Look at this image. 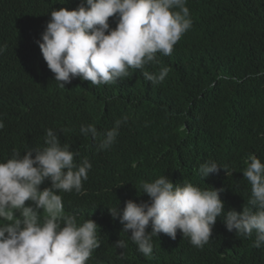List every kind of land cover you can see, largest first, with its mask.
Masks as SVG:
<instances>
[{
  "label": "trees",
  "instance_id": "obj_1",
  "mask_svg": "<svg viewBox=\"0 0 264 264\" xmlns=\"http://www.w3.org/2000/svg\"><path fill=\"white\" fill-rule=\"evenodd\" d=\"M65 1L0 0V150L45 146L46 130L53 129L78 153L76 163L90 161L82 191L66 194L63 205L78 224H98L100 253L91 264H264V246L253 247L254 234L238 237L216 227L203 248L179 230L175 240L161 233L145 256L108 211L118 205L122 211L129 199L149 202L142 183L163 175L174 184L221 186L249 199L245 161L256 154L264 163V0H187L192 27L171 55L158 52L159 63L129 68L112 83L77 77L61 88L21 30L35 32L24 19ZM163 67L169 68L163 82L145 80L143 71ZM117 120L116 141L100 149ZM89 124L101 137L81 134ZM208 160L226 170L204 180L199 167ZM119 239L127 241L125 250L115 247Z\"/></svg>",
  "mask_w": 264,
  "mask_h": 264
},
{
  "label": "clouds",
  "instance_id": "obj_2",
  "mask_svg": "<svg viewBox=\"0 0 264 264\" xmlns=\"http://www.w3.org/2000/svg\"><path fill=\"white\" fill-rule=\"evenodd\" d=\"M186 4L187 0H66L42 15H28L24 21L37 28L21 31L30 49L43 56L59 87L77 77L94 85L108 84L127 77L129 68L143 70L159 63L158 52L172 54L192 27ZM168 73L163 67L158 73L143 71V76L156 85ZM121 123L117 120L102 137L94 124L82 125L80 132L101 137L98 147L107 149L116 141ZM4 127L0 120V130ZM77 155L53 129L46 130L45 146L0 150V264H91L99 255L98 224L92 219L78 224L77 217L64 210L66 194L81 192L92 168L87 158L76 163ZM245 164L243 176L251 185L247 201L232 191L225 194L221 186L202 188L187 180L174 184L163 175L142 183L149 202L129 199L122 211L119 205L108 211L145 256L153 253L154 236L164 233L175 240L178 230L203 248L213 227L235 231L238 237L254 234L253 247L260 248L264 163L249 154ZM221 168L226 170L208 160L199 173L205 180ZM114 245L125 250L127 241L119 239Z\"/></svg>",
  "mask_w": 264,
  "mask_h": 264
},
{
  "label": "bare ground",
  "instance_id": "obj_3",
  "mask_svg": "<svg viewBox=\"0 0 264 264\" xmlns=\"http://www.w3.org/2000/svg\"><path fill=\"white\" fill-rule=\"evenodd\" d=\"M29 202V201H28ZM17 216H19V214H17Z\"/></svg>",
  "mask_w": 264,
  "mask_h": 264
}]
</instances>
